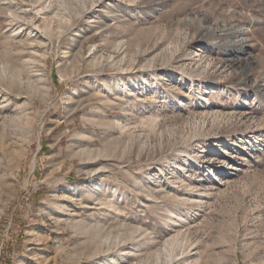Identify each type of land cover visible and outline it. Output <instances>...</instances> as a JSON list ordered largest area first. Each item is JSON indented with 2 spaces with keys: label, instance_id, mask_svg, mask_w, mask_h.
<instances>
[{
  "label": "rangeland",
  "instance_id": "obj_1",
  "mask_svg": "<svg viewBox=\"0 0 264 264\" xmlns=\"http://www.w3.org/2000/svg\"><path fill=\"white\" fill-rule=\"evenodd\" d=\"M0 264H264V0H0Z\"/></svg>",
  "mask_w": 264,
  "mask_h": 264
},
{
  "label": "bare ground",
  "instance_id": "obj_2",
  "mask_svg": "<svg viewBox=\"0 0 264 264\" xmlns=\"http://www.w3.org/2000/svg\"><path fill=\"white\" fill-rule=\"evenodd\" d=\"M216 181H220V180L217 179Z\"/></svg>",
  "mask_w": 264,
  "mask_h": 264
}]
</instances>
